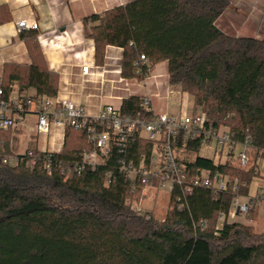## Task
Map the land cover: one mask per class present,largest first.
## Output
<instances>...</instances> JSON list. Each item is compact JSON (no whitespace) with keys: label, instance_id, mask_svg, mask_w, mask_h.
I'll return each instance as SVG.
<instances>
[{"label":"trees","instance_id":"1","mask_svg":"<svg viewBox=\"0 0 264 264\" xmlns=\"http://www.w3.org/2000/svg\"><path fill=\"white\" fill-rule=\"evenodd\" d=\"M229 5V0H132L89 17L98 25L86 28V35L95 41L98 63L108 45L123 48L127 79L142 81L153 65L167 61L170 84L189 93L209 121L230 126L241 139L249 136L254 148L264 149V40L223 32L217 21ZM20 36L28 37L32 58L22 80L38 96L56 97L58 75L47 69L37 33ZM141 55L147 63H140ZM2 87L5 100L10 89ZM137 115L153 119L140 97L125 99L121 117ZM152 146L137 139L131 155ZM201 146V140L188 143L193 155ZM89 150L85 132L67 127L63 151L55 154L66 174L48 175L25 162L0 163V264H264V232L227 219L237 196L249 195L259 171L197 155L191 169L229 174L238 180L237 189L233 184L224 191L198 188L189 208H170L165 220L157 221L126 203L140 199L141 191H132L114 168L116 155L96 170L76 173L74 162ZM3 155H10L8 146H0ZM111 169L113 180L106 187ZM260 197L264 201V191ZM221 215L225 221L218 228ZM257 217L254 208L247 220Z\"/></svg>","mask_w":264,"mask_h":264},{"label":"crops","instance_id":"2","mask_svg":"<svg viewBox=\"0 0 264 264\" xmlns=\"http://www.w3.org/2000/svg\"><path fill=\"white\" fill-rule=\"evenodd\" d=\"M131 1L0 0V82L10 89L3 108H0V115L16 121V126L10 130L0 128V146H8L10 155L23 154L28 150L61 153L66 141V128L52 126L48 134L37 131L41 96L22 80V74L31 65L32 58L28 37H21L17 27V21L21 19L38 23L35 32L47 69L58 75L56 98L69 99L81 105L88 115H96L106 105L121 108L125 99L131 96L141 98L150 93L154 94L152 103L156 114L179 112L176 95L171 101L155 96L156 93L164 95L166 92L165 84L169 80L167 61L151 67L146 83L144 79L138 81L123 77V48L108 45L103 61L97 62L96 44L93 38L86 35V28L98 25V22L88 20L89 17L102 16ZM229 2V7L217 21L218 27L234 37L264 40V0ZM15 67H18L17 72ZM85 67H88V73L84 72ZM13 74L15 79L10 80ZM217 153L222 154L224 161L197 155L224 165L225 155L214 147L213 155ZM197 155L190 154L189 159L193 161ZM257 164L260 187L255 194L249 190L248 197L260 196L264 191V175L260 172L264 159H258ZM156 204L148 213L154 215ZM260 206H264V201ZM245 224L259 227L260 232H264V216L262 218L260 214L255 222Z\"/></svg>","mask_w":264,"mask_h":264},{"label":"built area","instance_id":"3","mask_svg":"<svg viewBox=\"0 0 264 264\" xmlns=\"http://www.w3.org/2000/svg\"><path fill=\"white\" fill-rule=\"evenodd\" d=\"M17 27L20 33L37 30L38 23L21 19L17 21ZM139 61L147 63V58L141 55ZM83 70L88 73V67ZM148 78L146 75L145 83ZM165 86V94L156 93L155 96L171 101L176 95L179 112L156 114L152 103L154 94L148 93L140 98L141 107L153 115L152 120L140 115L123 118L121 108L113 105L104 106L96 115H88L81 105L69 99L43 95L39 97L37 131L48 134L52 126L84 131L91 150L81 153L74 162V170L78 175H82L87 169L96 170L100 164L107 163L116 155L114 168L124 176L132 191H141L144 197L149 191L167 192L169 209L189 208V198L198 188L224 191L232 184L234 189L238 187V180H233L229 174L200 167L191 169V160L184 161L179 157L181 152L192 153L188 149L190 141L201 140L202 146L213 144L225 155L224 165L229 162L231 166L243 171H259L257 160L264 159V149L254 148L249 136L241 139L228 125L215 126L201 107L190 104V94L180 87L174 88L169 80ZM3 96L4 89L0 82V108L4 105ZM15 126L16 121L13 118L0 115L1 129L8 130ZM140 138L153 143V146L149 151L133 157L132 149ZM180 138L182 141L178 144ZM55 154L59 153H36L28 150L19 155L0 156V163L18 166L25 162L26 166H39L48 175L55 171L66 174L63 162L55 158ZM112 180L111 169L106 174L105 186L109 187ZM261 198L237 196L228 214V221L241 224L248 222L249 211L262 204ZM126 203L137 212L144 213L139 199H128ZM224 221L225 216L221 215L218 228Z\"/></svg>","mask_w":264,"mask_h":264},{"label":"rangeland","instance_id":"4","mask_svg":"<svg viewBox=\"0 0 264 264\" xmlns=\"http://www.w3.org/2000/svg\"><path fill=\"white\" fill-rule=\"evenodd\" d=\"M188 99H189L190 104L192 105L193 104L192 96H189ZM214 147L215 146L213 144L211 146L210 145H203L201 147L200 152H199L200 156L206 157V158H209V159H214V160L215 159L216 160L221 159L222 161H224V157L222 156L221 153H217L216 155H213ZM189 155H190V153H186V152L179 153V157L181 159H183L184 161L189 159L188 158ZM260 172H261L262 175H264V167L262 169H260ZM259 180L260 179L258 178L255 182L252 183V185L250 187V193L251 194H255L259 190V187H260ZM139 200H140L141 210L144 213H148L151 210H153L152 206L155 203H157L156 204L157 208L155 209V211H153L154 215L149 213L157 221L165 220L167 214L170 211L169 208H168L169 194L167 192H159L158 193L156 191H149V192H147L145 194V197L142 196V194H141V198ZM257 214L258 215L260 214L261 217L263 218V216H264V206L257 207ZM257 219H258V217H257ZM254 228H255V230L257 232L261 231L259 227H254Z\"/></svg>","mask_w":264,"mask_h":264}]
</instances>
